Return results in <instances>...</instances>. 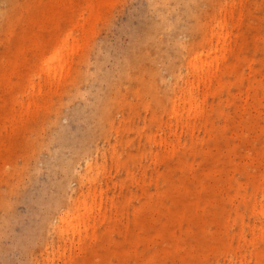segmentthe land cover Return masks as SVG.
I'll list each match as a JSON object with an SVG mask.
<instances>
[{
  "label": "rangeland",
  "instance_id": "rangeland-1",
  "mask_svg": "<svg viewBox=\"0 0 264 264\" xmlns=\"http://www.w3.org/2000/svg\"><path fill=\"white\" fill-rule=\"evenodd\" d=\"M262 102L264 0H0V264H264Z\"/></svg>",
  "mask_w": 264,
  "mask_h": 264
},
{
  "label": "bare ground",
  "instance_id": "bare-ground-1",
  "mask_svg": "<svg viewBox=\"0 0 264 264\" xmlns=\"http://www.w3.org/2000/svg\"><path fill=\"white\" fill-rule=\"evenodd\" d=\"M199 59V58H198ZM199 61L201 62V59H199ZM195 64H196V62H195ZM201 77V76H200ZM200 80H204V78L202 77V78H200ZM190 98H191V100L192 99H194V96L191 94V96H190ZM190 100V101H191ZM261 109H262V111H264V103L262 102V104H261ZM89 166H92V164H89ZM84 201H86V199H84ZM84 208H86V207H84ZM87 209V208H86ZM62 222L63 223H67L68 225H71V220H70V214L68 213L67 214V216L62 220Z\"/></svg>",
  "mask_w": 264,
  "mask_h": 264
}]
</instances>
